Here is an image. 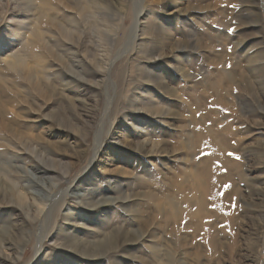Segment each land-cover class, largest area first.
<instances>
[{"label": "rangeland", "instance_id": "obj_1", "mask_svg": "<svg viewBox=\"0 0 264 264\" xmlns=\"http://www.w3.org/2000/svg\"><path fill=\"white\" fill-rule=\"evenodd\" d=\"M94 1L0 0V233L21 223L13 186L57 178L51 203L69 186L39 259L29 239L10 261L264 264V0ZM65 236L113 244L84 255Z\"/></svg>", "mask_w": 264, "mask_h": 264}, {"label": "bare ground", "instance_id": "obj_2", "mask_svg": "<svg viewBox=\"0 0 264 264\" xmlns=\"http://www.w3.org/2000/svg\"><path fill=\"white\" fill-rule=\"evenodd\" d=\"M94 2L100 8H105V6H106L104 4L105 2L103 0H95ZM138 3H139V0H138ZM147 14H148V12L142 6V4H138V7L136 8V11L134 13V22H132V24H133V26H132L133 32H132V35H131L132 40H135L138 37V32L144 29L145 23L148 21V20L145 21V18L147 17ZM106 27L111 28L110 25H107ZM109 39H110V37L108 38V40ZM111 39H113V38H111ZM217 57H220V56L218 55ZM180 74L181 75L183 74L182 70L180 71ZM223 79L225 80V78H223ZM212 88L216 91V93H220L222 91L220 89V86L217 83H215L214 87H212ZM258 89H259V87H258ZM220 95H222V94H220ZM2 126L5 127L4 125H2ZM99 134H100V131H99ZM262 134L264 135V130L262 131ZM102 139L100 141H98L99 143L95 142V144H93L94 147L96 146V148H97L98 145H100L102 143ZM146 143H147L146 141H140V143L138 145H136V148L142 150V149H144ZM260 147L262 148L263 146H260ZM157 150H158V145L154 144V143H151L150 144V148L148 149L147 153L150 154V153H152L154 151H157ZM33 151L34 152H38L37 148H35V150H33ZM255 156L260 158V157H262V154L260 152L256 151L255 152ZM230 177H231V175H230ZM230 177L228 176V178H227L228 181L226 180V182H225L226 191L230 190V187H228V185H230V181H229ZM57 180H58L57 178L56 179H54V178L50 179V181H51L50 187H49L50 190H49V192L47 194L46 193H40L41 190L39 191V189L32 190L31 189L32 187L30 185H26V186L25 185L24 186L23 185H19V186L15 185L11 189V193L15 192L19 196V198L21 200L20 204H19V208L17 209V210L20 211L19 213L21 214V223L20 224H16L18 226H17V230L15 232H13L14 226H12V225H11L12 229L11 230H10V228L8 229V227H10L9 224H6L4 227L1 228L2 230H1V233H0V251L5 253V258L4 259H8L9 260L8 264L9 263L10 264H15V262H11L10 259L17 260V259H19L21 257V255L23 254L22 252L24 251L25 246H26V244H27L29 239L31 241L34 240L33 257L35 256L34 259H39V256L43 252V247H44V244L46 243L47 237H49L48 240H50V238H52L55 235V233L54 234L48 233L50 228H52L51 225L56 224V220H57L55 217L52 218V215L54 213V207L60 201V198H62L65 195H67V192H68L67 190L69 188V186H68L64 190H62L61 193H58L60 196L58 197L59 199L56 202H55V200L57 198H54L53 203L49 202V201H51V199L49 197H53L54 196V194L52 195L50 193V191H51V189L55 188V186H57V183H56ZM33 182L34 181H31L30 183H32V185H33ZM218 185H220L219 187H220L221 190L219 191V197L216 199V201L217 202H221L222 199H223V196H224V192L222 190L223 179H218ZM262 186L263 187H261V186L259 187L258 194L262 193L261 189H264V185H262ZM75 195H77L78 197L79 196H84L83 193L82 194L81 193H75ZM126 197H128V196L127 195L126 196L118 195L117 198L101 197L99 200L90 203L89 206L95 207L96 209H94V211H96L97 214H102L103 210L106 209V207H104V206H106L108 204H112V202L114 200H123ZM48 202L51 203V204H50V206L47 207V203ZM218 211H219V208H218ZM63 216L67 220L70 219V221L72 223H75V219L76 220L78 219L79 220V224H82L81 217L84 218V220L87 219V215L86 214L73 215L72 212L66 213V215L64 214ZM77 216H78V218H77ZM74 217H76V218L74 219ZM71 219H73V220H71ZM32 220L35 223L34 224V228L33 229L31 228V230L27 232L26 226ZM83 225H84L83 227L88 228V226H86L85 224H83ZM32 231H34V235H30L32 233ZM14 233L17 234L18 239H17V242L14 245V248L13 247L10 248V247H8L7 244H5V242L3 241V238L5 236H7V235H9V237H11V236L14 235ZM139 234L142 235L143 232L141 231ZM134 235H136V234H133L132 236H134ZM64 240L69 242V245L72 248L81 246L82 249H83V253L82 254H84V255H86L90 251V249L93 251V254H95V253L99 254V252H103L104 253L106 248L111 247L112 244H113V241H112L111 237H106V238H104L102 240L92 241L90 245H89L88 242H86V241H84V240H82L80 238H77V237H72L71 240H69L65 236ZM115 243H116V241H115ZM7 247L10 248V250L12 249L13 251L11 253H6V252L9 251ZM14 255H15V257H14ZM72 257H75V256H72ZM2 262H3V260H2ZM0 264H2V263H0ZM28 264H35V263L34 262L33 263L29 262Z\"/></svg>", "mask_w": 264, "mask_h": 264}, {"label": "snow or ice", "instance_id": "obj_3", "mask_svg": "<svg viewBox=\"0 0 264 264\" xmlns=\"http://www.w3.org/2000/svg\"><path fill=\"white\" fill-rule=\"evenodd\" d=\"M234 29H229V31H233ZM203 155H208V153H202ZM229 155H233V156H235V154L234 153H230ZM235 158H237V159H239V157L238 156H235ZM228 187H230V185H228Z\"/></svg>", "mask_w": 264, "mask_h": 264}]
</instances>
